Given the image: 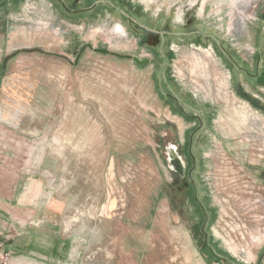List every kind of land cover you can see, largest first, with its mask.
I'll return each mask as SVG.
<instances>
[{
    "label": "rangeland",
    "instance_id": "obj_1",
    "mask_svg": "<svg viewBox=\"0 0 264 264\" xmlns=\"http://www.w3.org/2000/svg\"><path fill=\"white\" fill-rule=\"evenodd\" d=\"M260 32L264 0H0V177L40 192L11 263L264 264Z\"/></svg>",
    "mask_w": 264,
    "mask_h": 264
},
{
    "label": "crops",
    "instance_id": "obj_2",
    "mask_svg": "<svg viewBox=\"0 0 264 264\" xmlns=\"http://www.w3.org/2000/svg\"><path fill=\"white\" fill-rule=\"evenodd\" d=\"M249 32L250 38H252L251 30ZM260 35L264 36L262 32H260ZM247 45L249 48H252L250 44ZM259 47L264 51V38H262V36L261 43L258 48ZM227 70L229 69L227 68ZM247 98L251 102L248 96ZM244 101L249 103V101ZM249 104L251 105V103ZM238 148V161L248 162V159L251 158L247 155L246 148H244V146ZM227 149L228 151L230 150L228 146ZM5 164L0 163V167L4 166ZM13 165H15V163H13ZM10 170H14V168H9V171ZM3 175L5 176L0 177V257H2V255L7 252L10 253L11 250H14L15 253L18 252L16 257H21L22 253L19 252H21L25 247L29 246L32 242L31 238L27 236L29 234L27 233V230L31 229L30 227L35 226V223H33L34 221H31L30 219L32 217L34 218L37 214L36 210H39L37 203L40 197V192L38 191L39 188L37 183H32L30 180L31 178L29 177H24L23 181L21 174L15 175L13 172L6 174L5 172ZM32 184H34L33 187H31ZM13 257L15 258V256ZM33 258L36 260L38 259L35 257Z\"/></svg>",
    "mask_w": 264,
    "mask_h": 264
},
{
    "label": "water",
    "instance_id": "obj_3",
    "mask_svg": "<svg viewBox=\"0 0 264 264\" xmlns=\"http://www.w3.org/2000/svg\"><path fill=\"white\" fill-rule=\"evenodd\" d=\"M109 53L112 54V55L115 56V57H118V58L130 59V60H132L133 62H136V63H138V64H140V65H144V64H148V63H149L148 60H140V59H138L136 56L133 57V56L123 55V54L118 55V54H114V53H112V52H109Z\"/></svg>",
    "mask_w": 264,
    "mask_h": 264
},
{
    "label": "built area",
    "instance_id": "obj_4",
    "mask_svg": "<svg viewBox=\"0 0 264 264\" xmlns=\"http://www.w3.org/2000/svg\"><path fill=\"white\" fill-rule=\"evenodd\" d=\"M117 27H119V26H117ZM235 33H236V32H235ZM195 49L199 51V50H201L202 48H201V47H198V48L195 47ZM209 49H211V47H209L208 50H209ZM199 52H201V51H199ZM213 56H214V55H213ZM9 254H10V253L7 252V253H5L4 255H2V257H0V264H11L12 261H11V258H9ZM217 264H218V263H217ZM247 264H248V263H247Z\"/></svg>",
    "mask_w": 264,
    "mask_h": 264
},
{
    "label": "flooded vegetation",
    "instance_id": "obj_5",
    "mask_svg": "<svg viewBox=\"0 0 264 264\" xmlns=\"http://www.w3.org/2000/svg\"><path fill=\"white\" fill-rule=\"evenodd\" d=\"M72 1H73V3H74V0H72ZM133 9H134V8H133ZM133 9L131 10V12H134ZM135 9H136V8H135ZM120 11H121V10H120ZM68 12H69V11H68ZM70 12H71V11H70ZM70 12H69V13H70ZM70 14H74V15H75V12H74V13L71 12ZM106 18H107V20H108V19L111 20L112 17H111V15H109V16H107ZM118 28H119V27H118ZM122 28H123V26H122ZM123 33L128 37L129 33H127V31H126L124 28H123ZM172 158H173V162H172V164H173V163H174V159H175V157H172ZM172 158H171V159H172ZM176 167H177V166H176ZM177 171H178V173H180L181 176H183V170H181L180 168H177Z\"/></svg>",
    "mask_w": 264,
    "mask_h": 264
},
{
    "label": "trees",
    "instance_id": "obj_6",
    "mask_svg": "<svg viewBox=\"0 0 264 264\" xmlns=\"http://www.w3.org/2000/svg\"><path fill=\"white\" fill-rule=\"evenodd\" d=\"M239 97H240V98H243V99L246 100V101H249L248 98H247V96H245L244 94H240ZM249 102H250V101H249ZM250 103H251V102H250Z\"/></svg>",
    "mask_w": 264,
    "mask_h": 264
},
{
    "label": "bare ground",
    "instance_id": "obj_7",
    "mask_svg": "<svg viewBox=\"0 0 264 264\" xmlns=\"http://www.w3.org/2000/svg\"><path fill=\"white\" fill-rule=\"evenodd\" d=\"M231 127V126H230Z\"/></svg>",
    "mask_w": 264,
    "mask_h": 264
}]
</instances>
